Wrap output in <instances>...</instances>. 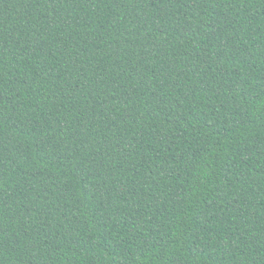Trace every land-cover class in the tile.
<instances>
[{
	"label": "trees",
	"instance_id": "1",
	"mask_svg": "<svg viewBox=\"0 0 264 264\" xmlns=\"http://www.w3.org/2000/svg\"><path fill=\"white\" fill-rule=\"evenodd\" d=\"M0 264H264V0H0Z\"/></svg>",
	"mask_w": 264,
	"mask_h": 264
}]
</instances>
